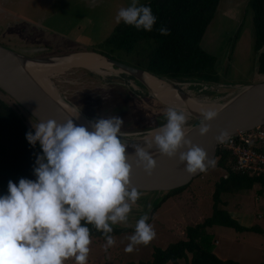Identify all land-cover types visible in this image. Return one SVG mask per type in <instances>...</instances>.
I'll return each instance as SVG.
<instances>
[{"label": "rangeland", "instance_id": "obj_1", "mask_svg": "<svg viewBox=\"0 0 264 264\" xmlns=\"http://www.w3.org/2000/svg\"><path fill=\"white\" fill-rule=\"evenodd\" d=\"M148 1L140 0V3ZM129 2L0 0V44L28 56L108 51L103 45L118 25L115 22L116 12ZM247 2L220 1L201 43L206 51L217 57L219 87L212 89L186 85L195 97L223 98L234 92L232 85L252 84L258 80V55L254 50L255 26ZM32 48L42 51H25ZM147 51L140 50L136 62L122 53L116 52L115 55L119 61L129 65L141 64L143 67ZM89 58L94 60L95 57ZM85 64L94 66L92 63ZM52 80L70 102L89 117L93 116V120L119 116L124 121L123 132L141 131L166 122L164 113L168 106L149 95L141 83L119 71L100 75L87 69L74 68L52 77ZM2 98L19 109L6 95H2ZM227 171L216 163L214 168L194 178L185 189L172 192L162 200L153 202L149 197L140 198L129 216L130 226L118 225L115 228L133 229L136 220L147 214L156 230V238L147 246H139L136 251L126 253L124 247L128 243L127 236L133 230L114 234L115 244L107 250L104 248V238L91 236L87 264H128L130 261L151 259L155 246L165 248L185 238L187 226L202 222L213 212L216 182L223 176L228 177ZM220 205L240 223L259 227L263 232H238L233 228L215 225L203 231L200 244L222 259L251 264L264 262V187L257 183L251 188L222 193ZM66 264H74V261L70 259ZM180 264L187 262L181 260Z\"/></svg>", "mask_w": 264, "mask_h": 264}, {"label": "clouds", "instance_id": "obj_2", "mask_svg": "<svg viewBox=\"0 0 264 264\" xmlns=\"http://www.w3.org/2000/svg\"><path fill=\"white\" fill-rule=\"evenodd\" d=\"M137 31L151 32L157 17L150 5L130 0L115 15ZM162 36L166 26L158 28ZM218 112H201L199 131L206 135L209 123ZM79 118L78 116H74ZM165 123L134 144L135 164L151 174L156 167L153 150L177 158L188 174L205 173L216 160L187 139L189 113L168 107ZM119 116L98 118L87 125L54 119L33 123L26 133L27 142L39 143L33 175L35 179L9 180L6 193L0 194V264H87L91 250V231L100 232L107 250L115 244V226H130L129 216L142 193L132 184L133 163L129 160ZM230 132L220 131L218 143H225ZM186 149V150H184ZM91 226V227H89ZM156 230L147 214L136 220L124 252L132 253L156 238Z\"/></svg>", "mask_w": 264, "mask_h": 264}, {"label": "trees", "instance_id": "obj_3", "mask_svg": "<svg viewBox=\"0 0 264 264\" xmlns=\"http://www.w3.org/2000/svg\"><path fill=\"white\" fill-rule=\"evenodd\" d=\"M220 0H153L150 5L157 17V23L151 32L137 31L123 23L118 24L105 40V48L99 53L118 60L119 52L136 62L140 50L144 54L143 62L135 65L156 75L168 77L180 82H219L217 57L206 51L201 43L207 29L214 19ZM248 8L253 13L255 26V53L258 55L257 72L264 74V0H249ZM166 26L167 36H162L158 28ZM132 65V66H133ZM183 80V81H182ZM256 83V82H255ZM15 107V106H14ZM11 107L0 97V194L6 193L9 180L18 182L20 178L35 179L33 167L37 154L41 153L39 143L31 146L25 136L34 131L24 115L16 107ZM230 155L221 148L217 151L216 163L228 170V177L216 182L214 209L210 216L195 225L186 228V236L165 248L155 246L151 259L130 261L128 264H251L233 259H222L200 244L205 229L219 225L233 228L238 232H263L261 228L246 226L234 218L225 207L220 205V195L251 188L254 184L264 187V176H248L230 169ZM91 227V226H89ZM133 229L114 227L112 235ZM91 236L104 238L100 232L92 229ZM191 255V257H189ZM264 264V262L253 263Z\"/></svg>", "mask_w": 264, "mask_h": 264}, {"label": "water", "instance_id": "obj_4", "mask_svg": "<svg viewBox=\"0 0 264 264\" xmlns=\"http://www.w3.org/2000/svg\"><path fill=\"white\" fill-rule=\"evenodd\" d=\"M151 1L153 0H149L148 2ZM25 51H28L29 53H39L42 51V49L32 48ZM85 52L94 51H83L57 56H28L24 53L18 52L0 44V97L2 98V95H6L10 101L18 106L26 120L31 124L37 123L39 120L46 121L48 119H54L62 123L72 117L74 122L79 126V121L75 119L65 108L59 105V103L51 96V94L41 86L37 79L29 72L27 65L29 63L36 65L67 64L69 66H66L65 70H63L60 74H63L66 71L72 70L74 68H82L93 71L100 75H104L100 73L97 68L91 65L84 63L73 64L69 60L71 57ZM95 53L99 54L115 69L120 70L119 73L129 76L130 78H133L137 82L141 83L142 86L147 89L149 95L153 96L156 100L162 102L168 107L172 106L168 105L162 100L160 97L162 91L154 89L147 83V75H150L162 82L174 84L176 87L177 85L186 86L190 84L201 85L203 87L209 88L211 87L212 89L219 87L217 82H208L203 80L197 82L175 81L168 77L156 75L151 71L126 64L99 52ZM109 67L110 66H107L105 68ZM107 74L111 75L113 73L109 72ZM232 86L236 89L237 87H241L242 89H237L233 93L226 95L223 98L217 99L209 97L204 99L197 98L191 94L190 89H186L188 90L187 92L182 90L179 91L181 97L187 98V95H191L193 98H196L199 102H201L199 103L201 106H196L193 108V111L190 110L188 112L189 115L192 116L189 117L186 125L188 130V135L186 138L191 140L193 144L205 149L209 155L215 159L217 157L218 146L220 144L216 141V136L219 135L220 131L227 130L230 132V136H232L243 133L253 127L264 125V81L246 85ZM186 88L188 87L186 86ZM60 93L63 95L62 92ZM64 97L67 99L66 96ZM4 100L11 107H14V105H12L9 101L6 99ZM70 103L73 104L72 102ZM205 104H210V106H220H218L219 109H215L218 112L217 117L214 120L208 122L210 126L209 133L206 135H201L199 127L202 117L194 116V113L199 112ZM90 119L92 118L90 117ZM163 123L165 122H162V124ZM156 127H151L141 131L124 133L145 134ZM126 151L129 155L130 162L133 163V171L131 175L132 184L136 186L142 193L141 198L149 197L150 199H153V202L164 199L172 192H178L183 188L185 189L194 178L203 174H188L185 171L184 165L181 164L179 160H177V163L175 164H171V162L167 165H165V163L162 164L163 161L169 162L174 158L161 155L156 150L151 152V155H155L153 158L156 160V167L153 169L151 174H148L143 169V167L136 166L135 149L127 148Z\"/></svg>", "mask_w": 264, "mask_h": 264}, {"label": "bare ground", "instance_id": "obj_5", "mask_svg": "<svg viewBox=\"0 0 264 264\" xmlns=\"http://www.w3.org/2000/svg\"><path fill=\"white\" fill-rule=\"evenodd\" d=\"M89 57H95L96 59L94 58V60H93V58H89ZM69 60L73 64H77V63H84V64L89 63L90 64V63H92V64H94L93 67L97 68V70H99L100 73H102V74H107L109 72L110 73H117L118 71H120L118 69H115L113 66H111L107 61H105L99 54H97L95 52L80 53L78 55L71 57V59H69ZM66 66H69V65H67V64L66 65H59V64H49V65L39 64V65H36V64L29 63L27 65V69L37 79V81L41 84V86L51 94V96L59 103V105H61L63 108H65L73 117L79 115L78 119L75 117L74 118L77 119L80 124L87 125L90 121H93V120L90 119V117L88 115H86L83 111L78 109L76 107V104L75 105H74V103L71 104L58 91L56 85L53 83V81L51 79V77H53L57 74H60L63 70H65ZM102 66H104V67H102ZM107 66H110V67L105 68ZM146 81L154 89L162 91V93L160 94V97L162 98V100L165 103H167L168 105H170L172 107H175L178 109H184L187 112H189L190 110L193 111V108H195L196 106H201L199 104L201 102H199L196 98H193L191 95H187L188 96L187 98L180 96L179 91H181V90L185 91V92L188 91V90H186L188 88H186L185 85H177V87L180 89L179 90L174 84H171L168 82H162V81H160V80H158V79H156L150 75H147ZM233 88L235 89L234 91H236L237 89H242L241 87H239V88L237 87V89L235 87H233ZM218 106H220V105L210 106V104L209 105L205 104V105H203L202 109L199 112L194 113V116H197V117L201 116L202 110H205L207 108H214L217 110V109H219ZM191 116L192 115H189V117H191ZM91 117H93V116H91ZM146 135H147V133H145V134H131V133L125 134L124 133L125 139L128 140L127 141L128 148L129 149H135L134 144L141 143ZM184 150H186V149H184ZM153 156H155V155H152V157ZM177 160H178V157L171 159V161H169V162L163 161L162 164L165 163V165H167L170 162H171V164H175V163H177Z\"/></svg>", "mask_w": 264, "mask_h": 264}, {"label": "built area", "instance_id": "obj_6", "mask_svg": "<svg viewBox=\"0 0 264 264\" xmlns=\"http://www.w3.org/2000/svg\"><path fill=\"white\" fill-rule=\"evenodd\" d=\"M219 148L230 155L232 171L251 177L264 176V125L230 136Z\"/></svg>", "mask_w": 264, "mask_h": 264}, {"label": "crops", "instance_id": "obj_7", "mask_svg": "<svg viewBox=\"0 0 264 264\" xmlns=\"http://www.w3.org/2000/svg\"><path fill=\"white\" fill-rule=\"evenodd\" d=\"M220 75V74H219ZM257 76H259L258 77V80L256 81V82H259V81H264V74H258Z\"/></svg>", "mask_w": 264, "mask_h": 264}, {"label": "flooded vegetation", "instance_id": "obj_8", "mask_svg": "<svg viewBox=\"0 0 264 264\" xmlns=\"http://www.w3.org/2000/svg\"><path fill=\"white\" fill-rule=\"evenodd\" d=\"M221 1V0H220ZM220 1H219V4H220ZM249 1V0H248ZM248 3V2H247ZM219 7V6H218ZM250 10V9H249ZM259 74V73H258Z\"/></svg>", "mask_w": 264, "mask_h": 264}]
</instances>
